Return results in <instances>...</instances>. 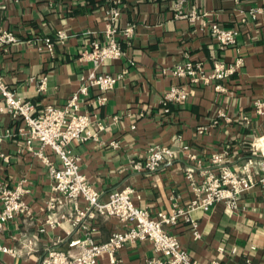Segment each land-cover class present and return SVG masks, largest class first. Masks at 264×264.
<instances>
[{
    "label": "crops",
    "instance_id": "1",
    "mask_svg": "<svg viewBox=\"0 0 264 264\" xmlns=\"http://www.w3.org/2000/svg\"><path fill=\"white\" fill-rule=\"evenodd\" d=\"M111 8L120 11L119 31L132 26L136 33L133 38L120 34L122 57L99 69L121 76L106 94V102L95 88L83 106L105 129L97 139L73 145L80 173L104 201L115 191L132 188L135 205L155 217L176 205L188 207L194 200L188 178L190 154L201 161V170L213 168V154L227 153V164L234 169L250 155L264 158V24L250 16V10L264 9V0H0V33L11 32L17 38L16 43L0 44V72L6 85L40 109L48 104L64 106L94 71L93 62L82 55L92 42H106ZM194 13L201 17L193 21ZM212 23L238 30L237 43L222 48L211 36ZM59 32L66 38L59 39ZM46 38L55 43L52 53L40 50ZM187 61L202 63L207 73L217 62L240 64L224 82L190 86L188 100L170 104V113H165V95L173 86L188 83L172 70ZM44 76L48 79L42 92L39 83ZM23 126L11 115L0 114V133L11 131L0 143V186H21L31 211L0 230V244L13 251L0 250V264H40L50 248L67 251L74 240L91 237L96 243L107 242L121 229L118 220L98 217L84 230L73 225L75 205L48 210L53 179L36 153L42 152L58 168L62 162L39 141L30 150L26 137L19 134ZM156 145L176 150L175 159L154 173L137 169ZM201 170L195 173L197 181L203 178ZM79 206L84 209L85 203ZM61 215L73 217L57 227L47 224L49 218ZM192 218L199 223V239L185 220L171 232L198 264H245L247 259L264 264L260 186L245 194L237 209L218 203L207 212L193 211ZM118 255L121 264H147L155 252L151 243L141 241L125 246Z\"/></svg>",
    "mask_w": 264,
    "mask_h": 264
},
{
    "label": "built area",
    "instance_id": "2",
    "mask_svg": "<svg viewBox=\"0 0 264 264\" xmlns=\"http://www.w3.org/2000/svg\"><path fill=\"white\" fill-rule=\"evenodd\" d=\"M108 25L105 34L106 42L91 43L90 48L82 55L83 60L93 62L94 71L83 81L79 89L74 92L64 106L48 104L39 108L36 104L18 97L16 92L6 85L0 72V114H9L15 120L22 121L24 126L19 134L26 137V144L33 150L36 141L41 142L43 148H51L60 158L62 167H56L42 152L36 154L49 166L50 176L53 179V196L48 202V210L55 212L59 206L73 204L76 215H61L51 217L47 224L57 227L64 220L73 221L76 228L89 230L91 222L98 217L108 221L116 219L121 229L116 230L109 240L96 243L91 237L85 240H74L70 249L65 251L56 247L50 248L42 258L40 264H121L118 253L127 245L139 242L152 244L155 256L147 264H198L182 247L177 235L171 229L181 220L190 223L195 239L201 237L199 223L192 218L193 211L207 212L212 206L223 203L228 209H237L240 199L254 187L260 186L264 190V158L253 157L248 159L239 168H232L227 164L228 154H213L211 157L212 169L201 170L202 163L195 154H190L192 165L188 168V178L191 180L194 200L188 207L176 205L171 212H160L154 217L146 208L137 207L132 199V188L113 192L109 199L104 201L102 194L87 181L80 173V159L73 151L75 143H84L97 139L99 132L105 129V124L98 118L83 109L91 90L100 92V100L106 102V94L115 88L121 76L102 73L100 67L109 60H117L123 52L118 41L121 34L125 38L135 36V28L130 26L122 30L117 23L120 11L111 8L107 12ZM253 19H260L264 24V9L250 10ZM183 17V16H182ZM201 16L192 15L193 21ZM209 31L213 39L222 47L234 46L237 43L239 31L212 23ZM59 39L66 38L63 32L58 33ZM17 42L16 36L11 32L0 33V44H13ZM55 43L51 38L43 40L40 50L52 53ZM240 62L227 65L217 62L212 72L207 73L200 62L187 61L178 64L173 75L180 80H187L185 85H175L165 95L164 112L170 113L169 105L183 104L190 95V86L209 84L212 81L224 82L237 70ZM47 77L41 78L39 90L46 91ZM218 89L222 90L221 86ZM261 106V104H259ZM260 111V110H259ZM97 117V116H95ZM96 124L95 132L92 131ZM202 131V130H201ZM11 136V131L0 133V143ZM112 145L116 146L115 143ZM189 150L188 147L183 148ZM142 164L136 168L148 172H157L164 164L170 163L176 157L177 151L164 146H153ZM200 169L203 176L201 181L195 179L196 171ZM24 189L21 186L9 188L0 186V230L19 216L30 215V209L24 200ZM80 202L85 208H80ZM44 231V229H42ZM0 250L8 253L13 251L0 244ZM107 260L103 262V259ZM245 264H252L247 259Z\"/></svg>",
    "mask_w": 264,
    "mask_h": 264
},
{
    "label": "trees",
    "instance_id": "3",
    "mask_svg": "<svg viewBox=\"0 0 264 264\" xmlns=\"http://www.w3.org/2000/svg\"><path fill=\"white\" fill-rule=\"evenodd\" d=\"M248 158H249V159H251V158H253V156H252V155H250Z\"/></svg>",
    "mask_w": 264,
    "mask_h": 264
}]
</instances>
